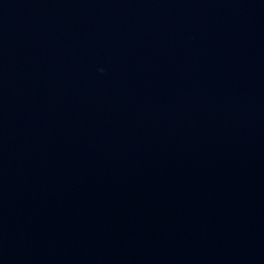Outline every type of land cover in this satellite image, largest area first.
Segmentation results:
<instances>
[{
  "label": "water",
  "instance_id": "1",
  "mask_svg": "<svg viewBox=\"0 0 264 264\" xmlns=\"http://www.w3.org/2000/svg\"><path fill=\"white\" fill-rule=\"evenodd\" d=\"M0 264H264V0H0Z\"/></svg>",
  "mask_w": 264,
  "mask_h": 264
}]
</instances>
